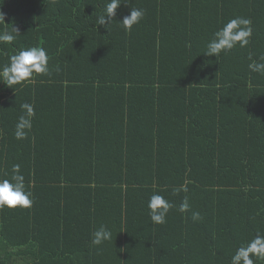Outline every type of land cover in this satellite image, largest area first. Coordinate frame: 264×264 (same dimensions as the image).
Wrapping results in <instances>:
<instances>
[{"label": "trees", "instance_id": "obj_1", "mask_svg": "<svg viewBox=\"0 0 264 264\" xmlns=\"http://www.w3.org/2000/svg\"><path fill=\"white\" fill-rule=\"evenodd\" d=\"M104 7L0 0L20 34L0 44V66L40 45L51 69L0 83V179L19 164L32 199L0 210V264H230L264 233V74L248 70L264 56V0H121L108 29L96 25ZM130 8L146 14L128 32L115 22ZM235 17L252 21L249 45L204 55ZM26 102L36 115L17 140ZM156 193L175 205L162 225L148 215ZM101 224L112 239L95 246Z\"/></svg>", "mask_w": 264, "mask_h": 264}, {"label": "clouds", "instance_id": "obj_2", "mask_svg": "<svg viewBox=\"0 0 264 264\" xmlns=\"http://www.w3.org/2000/svg\"><path fill=\"white\" fill-rule=\"evenodd\" d=\"M121 6V0H105L104 12L96 20L97 26L107 29L114 23L117 9ZM145 10L142 8H130L129 15L125 16L118 23L125 31L130 32L134 25H138L145 17ZM252 21L245 17L229 19L222 27L212 34L206 43L204 55L218 58L221 53H227L235 47L245 48L250 43L252 36ZM3 13H0V44L10 46L19 36V29L12 26L9 30L6 26ZM248 64V70L257 74H264V56L259 60H253ZM55 71L59 72L57 66ZM49 55L43 46H29L13 51L8 56L5 64L0 66V83L8 88L31 83L37 76H49ZM21 114L17 117L14 129V137L17 140H24L32 129V120L36 115L31 103L20 105ZM187 181L174 192H187ZM32 206L31 192L26 190L25 177L21 173L20 165L12 166L10 179H0V210L22 208ZM175 207L173 203L165 199L161 194H152L147 203L148 215L154 225L166 223L169 212ZM189 210L187 197L181 201L178 211L185 213ZM202 217L199 212H192L191 219L195 222ZM112 239L111 230L101 224L93 233L92 244L100 246ZM264 262V233L257 232L253 238L239 246L231 256L230 264H262Z\"/></svg>", "mask_w": 264, "mask_h": 264}, {"label": "crops", "instance_id": "obj_3", "mask_svg": "<svg viewBox=\"0 0 264 264\" xmlns=\"http://www.w3.org/2000/svg\"><path fill=\"white\" fill-rule=\"evenodd\" d=\"M61 223V221L60 222H58V223H52V225L51 226H53L54 228L53 229H50V230H56L57 229V227H58V225ZM75 237H77V236H75ZM72 239H76V242L78 243L79 242V240H78V237L77 238H73L72 237ZM76 249H77V252H79L80 250H81V248L80 247H75Z\"/></svg>", "mask_w": 264, "mask_h": 264}]
</instances>
